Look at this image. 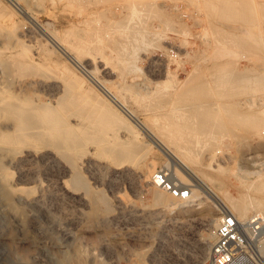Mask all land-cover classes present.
I'll return each mask as SVG.
<instances>
[{
    "label": "bare ground",
    "instance_id": "6f19581e",
    "mask_svg": "<svg viewBox=\"0 0 264 264\" xmlns=\"http://www.w3.org/2000/svg\"><path fill=\"white\" fill-rule=\"evenodd\" d=\"M66 1L76 4L80 0ZM88 1L79 2L80 8L85 9L90 4ZM92 1L96 4L95 0ZM250 5L253 8L250 9ZM146 6L143 8H148ZM227 7L229 12L233 10L231 13L240 15L248 27L247 30L240 29L232 34L223 30L222 40L236 41L237 58H246L247 61L234 67V64L229 67L225 59L220 63H211L209 77L203 86L218 84L222 88L220 98L193 96L185 89L190 74L186 73V77L180 79L176 71L171 72L166 66L168 70L165 69L164 82L160 81L162 87L165 83L169 89L165 87L167 89L164 93L163 88H159L160 81L158 90L153 89L156 82L153 87L143 89L142 92L136 89L135 94L132 93L135 103L131 101L130 86L119 80L128 72L140 70L134 56L137 48L144 49V43L152 44L156 39H161L160 36L165 37L159 30L155 31L157 27L152 32L146 26L143 27L146 23L142 21L147 20L145 18L150 16V12L139 11L133 5V9L129 7L131 10L122 17L104 23H98L97 20L90 28L82 26L93 21V12L79 20L81 27H78L75 20L61 28L50 29L43 27L31 14L19 8L26 18L36 22L51 46L41 43L33 47L26 45L22 38H14L15 46L0 48V56L10 53L9 61L0 63V177L13 176L10 190L17 194L18 201L30 208L46 207L51 216L58 219L65 199L66 204L76 203L87 208L80 215H71L69 218L72 221L80 222L81 219L86 223L85 226L98 224L106 227L112 211L109 201L101 188L89 186L87 179L77 170V162L90 172L96 182L112 187L121 180L137 189L135 182L139 177L148 181V172L141 171L137 164L146 154V143L142 142V138L147 137L165 153L166 166L177 174L181 183L191 185L190 198L180 200L170 196L175 199L173 201L166 192L152 186L148 188L150 200L157 209L147 214L136 213L134 210L126 211L125 206L120 205L118 213L126 211L131 216L150 217L166 209L179 212L205 202L214 203L210 209L219 211L220 215L213 217L214 210L205 213L208 232L196 250L199 257H208L215 239L213 227L225 216L231 215L245 243L253 250L244 256L252 260L255 256L256 260L260 259L264 264V229L262 235L259 232L254 234L250 229L251 220L260 223L261 229L264 228V175H258L256 170H246L256 167L253 162L257 156L244 153L238 158L239 170L246 173L234 175L236 186L243 188L241 191L232 193L228 188L218 185L212 177L213 173L223 168L222 164L233 160L221 148L223 141H241L248 134L264 133V63L262 66H254L249 64L251 60L245 56L246 51L256 48L263 40L264 0H216L211 7L214 10L211 11L218 9L220 12L221 8ZM158 21H161L160 18ZM137 23L142 24H138V29L135 27ZM161 23L164 28L168 25L165 20ZM119 25L121 29H128L126 36L124 39H115L111 38L110 32V40L104 44L106 52L104 48L96 52L105 61L100 63L101 69H98L94 61L96 56L93 59L91 57L92 61L87 57L95 52H91L89 46L100 39L103 29L113 30ZM180 28L179 31L183 32L184 28ZM24 29L21 30L22 35L29 36L30 28ZM169 44L166 46L164 43L162 49L169 56L168 59L171 58L170 61L178 63L180 47ZM220 47H223L218 51L220 57L232 53L223 44ZM55 48L72 65L62 60L61 63L53 61L50 71L45 72L43 65H48L46 61L50 58L39 60L33 56V52L39 55L44 52L45 59V56L49 57L56 51ZM171 49L173 54H170ZM80 67L83 70L78 71ZM37 68H43L39 76H28L31 73L29 71ZM99 71L101 74H109L110 78H116L106 80L98 74ZM54 74L59 75L57 77ZM170 87H175L174 91ZM9 88L13 90L9 91ZM245 94L249 96L239 98ZM132 103L150 112L140 120L135 115ZM241 128H245V131H241ZM251 212L254 213L250 215Z\"/></svg>",
    "mask_w": 264,
    "mask_h": 264
},
{
    "label": "rangeland",
    "instance_id": "374dc122",
    "mask_svg": "<svg viewBox=\"0 0 264 264\" xmlns=\"http://www.w3.org/2000/svg\"><path fill=\"white\" fill-rule=\"evenodd\" d=\"M81 1L82 0L79 2ZM215 1L216 0H95V4L92 0H89L87 3L90 2V4L86 5L84 9V7L80 8L81 5H79V2L76 3V6L75 2H67L66 0H0V48L15 46L14 44L17 38H22L26 45L28 44L33 47H36V44L39 46L41 43L42 45L46 43L47 47L48 45L51 46V43L47 41L36 22L45 28L49 27L50 29H56L67 25L70 21L75 22L76 20L78 27H81L79 20L88 17L87 15L93 12V21L91 20L92 22L90 24L87 23V25L84 24V26H82L84 28H90L93 26V23L98 21V23H104L107 20H114L122 17L124 13L131 10L128 9L129 7L133 9V5H135L136 9L138 8L137 10L139 11L150 12L149 17L146 15L147 18L145 19L147 20L142 21L146 23L143 27L146 26L150 32L157 27L155 31L159 30L165 37L163 35L162 37L160 36L161 39H156L157 41L152 42V44L144 43V46H146L144 49L142 47L141 50L137 48L138 50L135 51L136 53L134 56L137 58L136 64L140 70L128 72L123 76V79L121 78V80H119L120 78H117V80L120 82L123 81L130 86L129 89L131 91L133 90L131 92L128 89L130 94L133 92V94H135L136 89L140 92H142L143 89L147 90L153 87L155 82L157 84L155 83L156 85L153 89L156 90L157 88L158 90L157 86L159 81L163 80L162 82H164L166 70L169 69L171 72L176 71L180 79H184L187 75L186 73L190 74L185 89L187 88V91L191 92L190 94L193 96L200 97L203 95V99L220 98L219 94L222 88H220L218 84L209 83V86L204 87L205 81L210 74L209 70H211V63H220L225 59L229 67H232L231 65L233 64L234 67L240 62L245 63L247 61L246 58H237V42L234 40L230 42L229 40L226 41V39L222 40V35H224V33L222 34L221 31L226 30L232 34L233 32H238L240 29L243 31L247 30L248 25L241 19L240 15L234 12L231 13L233 10L229 12V6L227 9L221 8L220 12L217 8L215 12L211 11L214 10L211 9V7L215 4ZM147 4L150 5V8ZM137 5H139V7ZM142 5L144 7L147 5L146 7L148 8H143ZM249 7L250 9L253 8L251 5ZM19 8L31 14L36 22H31L26 18V16L20 12L21 10H19ZM152 13H154V15L158 14L156 15L157 17L160 15L158 18H160L161 21L165 20L168 25L166 24L167 26L165 25L166 27L164 28L161 21L159 22L157 17L151 15ZM182 23H184L185 26ZM138 24L142 25L137 23V26H135L136 28L139 27ZM119 26H115L113 30L103 29L100 33V36H102H99L100 39H97L94 44L92 43L91 46H89L91 52H95L91 55L88 54L87 57L89 61H92L91 57L93 59L96 56L94 61L97 62L98 69H101L99 66L100 63H105V61L102 58L103 56H100L96 52L99 50L103 51L104 49L106 52L104 46L110 40L111 33L113 36H111V38L115 39H117V37L118 39H124L126 36L125 33H127L128 29L126 28L124 30ZM24 27L30 28V33L33 32L31 35L29 33L30 37L28 35H22V31L25 30ZM180 27L182 29L184 28L183 32L179 31ZM107 31L109 36L106 34ZM183 42H185L186 45L182 44ZM261 42H259L261 45H259L260 47L257 46L250 50V53L246 51L245 56L251 60L249 64H253L254 66L263 65L264 36ZM164 43L166 46L167 43H170L169 46L173 44V46H177L176 48L180 47L178 49L181 50V52L187 53V55L180 52L179 56H181L179 57L178 63L170 61L171 58L168 59L169 56H167L162 49ZM219 43L221 46L223 44L225 48L227 47L229 51L232 50L231 52L234 53H230V55L232 54L233 56L230 57L228 54V58L227 56L220 57L218 51L223 47H220ZM55 50L54 53L48 55L49 57L45 56V59L44 52H42L43 56L42 54L39 55L33 52V56L37 59L40 58L39 60L46 61V59L50 58V60L46 61L48 65H43V67L45 66V72L50 71L49 68L54 64L53 61L55 63H61L62 60L63 62L66 61L71 64L59 50L57 51L56 48ZM172 52L173 50L171 49L170 54H173ZM235 53L236 56H234ZM9 54L10 53L7 52L1 55L0 63L9 61ZM217 54H219L220 58H218ZM235 60H237V63ZM168 61H170V63ZM82 65L85 66L84 64ZM108 66L110 67V65ZM166 66L168 69L165 68ZM78 69V71L83 70V67ZM184 69L186 71H184ZM42 70L43 68L31 70L28 76H39V74L43 72ZM100 72L101 71H99L98 74L106 80L116 78V76L110 78L108 76L109 74L105 75L103 72V74ZM114 72L116 75L115 69ZM54 75L58 77L59 74ZM161 81L159 85H161ZM163 85L164 87L161 85L159 88H163V92L165 93V89H169V87H167L165 83H163ZM170 88L172 91L175 89V87ZM11 90H13V88H9V91ZM133 94L131 96V101H133ZM247 96L249 95L245 94L241 97L239 96V98L242 99ZM133 105L132 103L131 106ZM132 108L135 109V115L140 120L150 112L146 110L143 111V108L140 106L138 107L137 104ZM241 131H245V128H241ZM142 142L146 143H143L146 154L143 159L138 160L137 164L141 171L148 172V181L146 182L145 178L142 176L139 177L135 182L137 189H134L128 182L121 180L117 181V183L115 182L112 187L96 182L92 178L90 172L77 162V170L87 179L89 186L95 189L101 188L103 195L109 201L112 211L109 213V222L105 225L106 227L98 224L85 226L86 223L81 219L80 222H78V220L72 221V219L69 218L71 215H80L79 213L87 210V208L76 203H74V205L73 203L66 204L65 199L58 219L53 218L49 209L46 207L35 206L30 208L25 206L18 201L17 194L10 190L13 176L0 177V264H199V262L201 264L204 262L206 259L200 258L197 251L203 236L208 232L205 226L207 219L205 213L208 210H214L210 209L212 208L211 204L213 205L214 203L205 202L198 207L194 206L191 209L179 212L166 209L150 217L146 215L131 216L132 214H126L127 210H134L136 213L146 212L147 214L157 209L150 200L151 196L149 190L152 186L160 189L152 182V174L154 171L162 169L167 171L174 180L178 181L180 179L177 174L166 166L167 158L165 153L153 145L147 137H143ZM221 148L224 149L233 160L229 161L230 163L222 164L224 169L222 168L212 174V177L219 183L218 185L228 188L232 193L243 190L242 187L236 186V177H234V175L237 176L238 174V176H241L243 173L241 169L239 170L237 161L244 153H247L249 156H257L256 161L253 162L256 167L246 170H256L258 175H264V133L260 135L248 134L241 141L225 140L221 143ZM243 174L245 175L246 173L244 172ZM188 186L191 187V185ZM166 194L170 198L167 192ZM170 199L175 201V199ZM120 205L125 206V212L118 213V207ZM68 212L71 213L67 214ZM214 212L215 215L213 214V217L220 215L219 211L214 210ZM253 213L254 212H251L250 215ZM214 229L215 226L213 227V231ZM250 229H252L254 234L259 232L262 235L261 231L264 228L261 229L260 223L251 220ZM209 254L210 253H208V255ZM256 263L263 264L260 259L256 260L255 256L253 260L248 256H241L233 264Z\"/></svg>",
    "mask_w": 264,
    "mask_h": 264
},
{
    "label": "built area",
    "instance_id": "2783aa9c",
    "mask_svg": "<svg viewBox=\"0 0 264 264\" xmlns=\"http://www.w3.org/2000/svg\"><path fill=\"white\" fill-rule=\"evenodd\" d=\"M152 182L173 198L180 200L190 198V187L174 180L165 170H156L152 174ZM214 238L210 254L201 264H231L252 250L251 246L245 243L240 231L237 230L235 219L231 215L225 216L215 227Z\"/></svg>",
    "mask_w": 264,
    "mask_h": 264
}]
</instances>
